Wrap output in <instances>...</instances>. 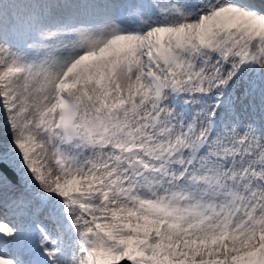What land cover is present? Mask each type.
<instances>
[{
    "label": "snow or ice",
    "instance_id": "6c2138e0",
    "mask_svg": "<svg viewBox=\"0 0 264 264\" xmlns=\"http://www.w3.org/2000/svg\"><path fill=\"white\" fill-rule=\"evenodd\" d=\"M0 264H264V0H0Z\"/></svg>",
    "mask_w": 264,
    "mask_h": 264
}]
</instances>
